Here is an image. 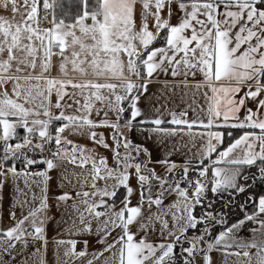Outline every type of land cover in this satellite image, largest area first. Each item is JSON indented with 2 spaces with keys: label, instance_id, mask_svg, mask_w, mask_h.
I'll return each instance as SVG.
<instances>
[{
  "label": "snow or ice",
  "instance_id": "obj_1",
  "mask_svg": "<svg viewBox=\"0 0 264 264\" xmlns=\"http://www.w3.org/2000/svg\"><path fill=\"white\" fill-rule=\"evenodd\" d=\"M0 2L4 8L8 7L9 0ZM67 2L68 7L65 8L64 0H42L41 15V0H31V3L24 0L26 14L22 20L10 21L7 17L0 16V142L3 145L0 155V176L6 179L11 173L13 178L21 174L27 177L29 175L27 171H17L15 161L23 158L26 165L36 164L37 160L29 156L28 151L43 153L45 146L53 142L56 150L52 153V158H41L48 169L56 167V158L62 154V140L72 145L71 149L63 151H71L72 161L75 163L77 159L75 154L78 151L82 152V148L62 135L65 130L70 125L76 126L73 128L74 131H79L85 124L91 127L108 126L114 129L112 135L116 142V148L113 150L114 165L109 167L106 156H101L97 160L81 155L79 159L82 165L89 162L92 164V186L95 191L84 192L83 196L91 195L100 199L90 204L86 199L83 203L87 205L85 212L89 216L105 218L99 228L104 233L101 242H106L112 229H120V233L107 243L105 248V251L113 250L119 245L117 264H175L176 243L181 238L188 240L189 229H195L200 223L204 224L203 232L192 236L188 240V247H182L183 253H187L183 256V264H196L194 257L198 252L205 254L206 264H211V256L207 253L218 246L222 247V250L233 246L244 249L235 254L246 257V264H264V195L258 197V203L251 213L245 212L243 219L231 225H227L223 214L217 216L211 211L196 214L197 205L204 204L209 191L244 192L246 185L239 183L241 177L248 179L242 171L244 166L256 165L259 161V178L264 180V118H260V109H264V98H259L264 93V0H139L143 21L139 30H135L137 0H67ZM11 3L13 13L19 12L17 0H11ZM57 8L62 13L59 17L56 16ZM165 10L167 18L162 15ZM174 12L180 18L173 24L170 21ZM149 16L154 19L155 32L149 29ZM89 20L91 23H88ZM42 21H47L50 26H42ZM161 32L164 33L163 46H152ZM37 41L39 43H36ZM54 49H57L62 57L59 68L65 78L46 75L52 66V57L57 54ZM69 49L70 54H66ZM17 50H21L23 55H17ZM122 53L127 54L126 64L121 58ZM89 54L91 59L88 58ZM38 61L39 72L36 71ZM69 63L73 72H78L84 77L89 76L91 69V74L96 77L110 76L121 82L100 83L91 78L75 80L69 77ZM125 68L128 71L127 75ZM169 69L173 76L181 74L195 76L197 72L202 73L204 81L211 87L212 92L217 94L213 97L214 105H209L206 122L177 118L173 113L171 123L187 125L189 128L200 124L212 129L219 123L229 124L230 119H235L237 123L233 124V127L259 129V132L244 131L239 138L219 151V146L224 143V133L209 130L202 156L211 160V176L209 166H203L197 170L196 178H190L188 166L185 164L182 166V176L161 177L155 173V169L147 168L143 162H136L128 150L131 142L124 137L121 128L131 127L133 121L142 116V111L137 106L140 99L139 91L147 90L146 84L137 83L132 77H140L144 72L147 78L157 70L167 72ZM9 84L12 85L11 93L7 87ZM68 86L79 89L81 95L85 89L89 90L87 101L77 109L78 112H84V115H66L63 110L58 115L53 113V107L61 109L65 107L61 101L67 95ZM244 86L247 87V91L243 97L236 100L235 94ZM117 88L123 89V94L116 93L114 103L111 97L103 96L100 92L101 89L114 92ZM54 90L57 99L53 105L51 95ZM38 97L43 98L39 107L25 106L29 103L34 104ZM249 97L257 102L258 107L255 111L247 108V115L240 120L237 113ZM93 98L97 101L108 100L109 108L116 113L117 121L112 122L107 118L92 120L90 113L94 106ZM221 99L225 101L223 108ZM125 100L129 102L130 117L122 126L119 120L125 111ZM74 102L80 104L78 100ZM181 115L186 116L187 113ZM53 121L64 123L55 127L53 131L51 130ZM141 122H151L155 125L163 123L159 118ZM18 128L24 130L23 135L18 134ZM156 130L169 131L159 128ZM171 131L174 132L176 129ZM91 137L105 148L110 147L103 133L97 134L93 131ZM13 139H17V142L12 143ZM121 146L125 149L123 154L120 152ZM133 147L137 155L140 151L147 153V149H142L139 145ZM213 153H216L215 159ZM162 163L169 165L168 172L177 167L175 162ZM199 163L203 165V159ZM221 163L233 167H220ZM130 169L135 170L138 182L140 199L136 205H132V196L137 189L130 183L133 175ZM32 175L47 177V172ZM153 179L158 181L155 195ZM97 180H104V186L97 187ZM108 180H112L113 183L109 185ZM181 181L186 186L182 187ZM2 187L0 184V188ZM121 187L124 189L123 198L119 201L122 207L117 209L116 197ZM173 192L176 193L177 199L167 206L173 220V227L169 228V220L166 218L169 213L162 215L157 211L153 214L151 209L153 204L159 208L165 195ZM68 196L69 194L65 193L59 199L64 200ZM33 197L35 198V194ZM104 197L112 198L111 202ZM252 199L255 201L256 198ZM46 200L47 196H44L40 208L46 207L44 203ZM145 201L149 210L147 215L143 212ZM240 207L244 208L245 205L241 204ZM39 210H30L28 215L17 220L14 226L0 228V245L4 246L2 249L4 253L11 254L16 248V242L26 246L29 242L26 237L29 235L42 238L40 234L43 228L35 226L39 221L33 219L31 232L24 228L25 221H28L29 217H36ZM11 216L16 219L15 212H12ZM213 221L224 225L223 230L215 236L212 235L210 227ZM245 221H254L259 227L252 229L254 236L251 240L236 243L234 230ZM157 222L162 226L161 235L165 229L168 230L171 242H161L158 245L148 242L147 232L155 228ZM81 223H84L83 213ZM133 227H137L144 236L137 239V232L132 231ZM84 230L91 231V224H85ZM257 233L260 239L255 238ZM68 243L72 248L66 255L74 252L77 242L71 240ZM87 243L84 241L85 246ZM251 249H255V252L250 251ZM102 254L94 253L93 259ZM76 255L85 256L86 249ZM0 264H4L2 258ZM87 264H92V260Z\"/></svg>",
  "mask_w": 264,
  "mask_h": 264
},
{
  "label": "crops",
  "instance_id": "obj_2",
  "mask_svg": "<svg viewBox=\"0 0 264 264\" xmlns=\"http://www.w3.org/2000/svg\"><path fill=\"white\" fill-rule=\"evenodd\" d=\"M29 3H31V0H29ZM12 7L11 0H9L7 8H4L2 2H0V16H5L10 21L22 20L23 16L26 14L24 0H17V7L20 9L19 12L13 13ZM173 7L175 8V5H173ZM154 10L155 9H153V11ZM162 15L167 18V11L165 10ZM179 18L180 17L174 12L170 22L173 24L177 23ZM88 23H91V21L89 20ZM142 23L141 4L139 0H137L135 30H139ZM148 24L149 29L155 32V22L151 16L148 17ZM42 26L47 27V25L44 24H42ZM77 34L79 35L80 33L78 32ZM163 35L164 33L161 32V35L153 42L152 46H163ZM24 43L29 42L24 41ZM36 43H39V41ZM77 50H79V46H77ZM54 51L57 52V54L52 57V66L46 75L56 78H65L59 68V62L62 57L58 54L57 49H54ZM70 51L71 50L69 49L66 54H70ZM17 55L22 56V51L17 50ZM88 58L91 59L90 54ZM121 58L126 64L128 59L127 54L122 53ZM68 70L69 77L78 81L91 78L100 83L111 82L119 84L121 82L119 79L110 76L96 77L91 74V69H89V76L84 77L80 73L72 71L71 63L68 65ZM30 71L31 70L29 69V72ZM36 71H40L39 61ZM24 74L25 73H21V75ZM125 74H128L127 68H125ZM145 76L146 74L142 72L140 77H132L137 83L146 84L147 90L145 91L141 89L139 91L140 99L137 102V106L142 111V116L137 117L136 120L133 121L131 127H122L121 131L123 132L124 137L131 142L128 150L135 151L133 146L136 145H139L142 149H147V153L141 151L144 152L148 158L146 167L149 169H155L157 175H160L158 173H161L164 174V176L169 177L171 174L183 170L182 166L185 164H187L188 169L193 166H200L201 164L199 161L201 159H203L204 164L207 163L206 165L209 166L211 172V160L202 156L204 145L207 142V132L209 130L221 131L224 133V143L219 146L218 151L223 149L229 130L246 129L247 131L259 132V129L233 127L232 125L237 123L235 119H230L229 124L219 123L212 129H208L200 124L193 125L191 128L187 125L173 124L171 123L173 113L176 114L177 118H183L189 121L204 120L206 122L208 119L209 105H214L213 97L217 94L212 92L211 87H209L207 82L204 81V76L200 72H197L195 76H185L182 74L173 76L171 69H169L167 72L157 70L151 77L145 78ZM21 83L24 82L21 81ZM7 87L9 93H11L12 85L9 84ZM246 91L247 87H242L241 91L235 94V99L239 100L244 96ZM73 92H75L74 98ZM100 92L103 96L111 97L112 103H114L115 94H123V89L117 88L114 92H109L107 89H101ZM88 95V89H85L83 95H81L79 89H73L71 86H68L67 95L64 97V100L61 101L65 107L63 109L53 107L52 111L57 115L61 110H63L66 115H84V112H78L77 109L87 101ZM259 98H264V93H262ZM42 99V97H38L34 104L29 103L25 106L39 107ZM56 99L57 94L54 90L51 95L53 105L55 104ZM75 100L80 101V104H76L74 102ZM21 102H23V100H21ZM220 103L223 108L225 101L221 99ZM128 104L129 102L125 100L124 107L127 113L124 111L121 114L122 119L119 120V123L122 126L130 117ZM67 105H71V107H68ZM93 105V109L90 113V118L92 120L99 121L107 118L112 122L117 121L116 113L109 108L108 100L97 101L93 98ZM257 107L258 105L255 100L250 97L247 98L244 106L241 107L239 113H237L239 119L243 120L247 115V108H252L255 111ZM105 112H107V117H105ZM182 113H187V115L182 116ZM260 113V118H264V109H260ZM156 118L161 119L163 123L161 125H155L151 122H141L151 121ZM53 122L60 124L64 123V121ZM74 127L76 126L70 125L63 134L68 138L67 140H71L74 144L81 146L82 152L80 151V156H83L84 150L88 149L89 154L94 153L95 150L104 149L113 156V150L116 148V142L112 138L114 132L113 128L108 126L91 127L85 124L80 127L79 131H74ZM158 128L169 129V131H158L156 130ZM19 129L22 128H18V130ZM171 129H176V131L173 132ZM93 131L97 134L103 133L104 139L110 147L105 148L103 145L96 143L91 137V132ZM97 139H99V135L97 136ZM87 140L90 142L92 141L94 144L90 143L87 145ZM121 148L124 149L123 146H121L120 149ZM63 154L60 157L62 158L64 156V159H69L72 164H56L57 166L52 168V170L48 169L46 164L44 167L31 168L28 166L27 168H17L18 172L27 171L29 173L27 177L21 174L13 178L11 173L6 179L3 176H0V184L3 185V187L0 188V228L6 229L7 227L14 226L17 220L28 215V212L34 209L40 210L37 212L36 217H29V220L25 221L24 228L31 232L33 230V219L39 221L35 226L43 228V232L40 234L42 238L34 237L32 235L27 236L26 239L29 241L28 244L25 246L21 242H16V248L12 250L11 254L4 253L2 251L4 246L0 245V258H2L4 264H87L89 261V259L85 257L87 256V246H85L83 250L85 251L86 249L85 256L76 255V253H79L78 249L81 247V244H78V247L75 246L74 252L66 255L72 246L67 245V241L63 239L64 237L61 238V236L64 234H71L70 231L79 227L74 226L72 223L66 225L64 222L58 221L57 214L64 208V206L67 205V209L72 203H74L73 210L69 208L67 211L71 212L72 210V212L75 211L79 214L85 212L87 206L84 205L83 201L88 199L91 195L84 197L83 193H92L94 191L91 181L88 179L89 171H91L90 175L92 176V164L89 162L82 165L78 157L76 162L73 163L72 155L67 156V154ZM215 157L216 153H213V159H215ZM162 161H168L169 164L175 162L177 167L171 172H168L167 169L169 165L162 163ZM257 163H259V161H257ZM219 166L225 168L233 167L232 165L224 163H221ZM245 167L246 166L242 168V171H244ZM45 171L47 172V177L32 175V173ZM104 184V181L98 180L96 185L97 187H103ZM121 191L122 187L118 190L116 201L117 199L119 201L121 200ZM65 193L69 194L68 198L64 200L59 199V197L63 196ZM33 194H35V198L33 197ZM171 195L174 196L175 193L168 194L166 197H170ZM44 196H47V200L44 202L46 203V207L40 208ZM93 199L98 202L100 197H94ZM104 199L111 202L112 198L104 197ZM12 212H15L16 214L15 220L11 216ZM258 227L259 226L254 221H245L242 226L234 230L235 242L238 243L240 241L251 240L254 236L252 229ZM255 238L260 239L259 233L255 235ZM61 241H63V243H61ZM37 249H39V251H37ZM242 251H244V249L235 246L228 248L227 250H222V247L218 246L213 248L211 252L207 254L211 256V264H246V257L235 254ZM250 251L255 252V249H251ZM13 257H15V259H13ZM78 258H80V260H77ZM195 261L196 264H206L205 254L200 253L195 256Z\"/></svg>",
  "mask_w": 264,
  "mask_h": 264
},
{
  "label": "rangeland",
  "instance_id": "obj_3",
  "mask_svg": "<svg viewBox=\"0 0 264 264\" xmlns=\"http://www.w3.org/2000/svg\"><path fill=\"white\" fill-rule=\"evenodd\" d=\"M62 135L64 136V134H62ZM64 137H66V136H64ZM62 142H65V141L62 140ZM90 143L94 144L92 141L90 142L89 140H87V145H89ZM63 149H69V148H68V146L66 147V145L62 144V151H63ZM88 151H89V149L84 150L83 156H85V157H96L97 160H99V158L101 156H106L108 158L109 167H112L114 165V158H113V156H111V153H109L108 151H106L104 149L95 150L94 151L95 154L92 153L94 155L89 154ZM130 152L132 153L133 151H130ZM64 153L67 154V156L72 155V157H73V153L71 151H67ZM65 154H63V155H65ZM55 163L56 164H60V163L66 164L67 163V165H68L71 163V161L69 159H64V156H63L62 158L57 157ZM130 171H132V173H133L132 177L130 178V183L134 189H137V191L134 192L133 196H132V205H136L140 199L139 194H138V192H139L138 182H137V179L135 176V170L130 169ZM182 172H183V170L173 173L174 174L173 177H180L182 175L181 174ZM90 173H91V171L88 172V179L91 181V184H93V178L90 175ZM210 173L211 172L209 171V176H211ZM158 174H160L159 176L164 177V174H161V173H158ZM100 181H104V180H100ZM154 181H156V180H154ZM97 183H98V180L96 181V184ZM107 183L109 185H111L113 183V181L108 180ZM155 189H157V188L153 187V190H155ZM94 191H95V189H94ZM123 195H124V189L122 188V191L120 194L121 199L123 198ZM166 196L167 195H165V197L163 198V204L159 208H157V206L155 204H153L152 209H151L153 214L156 213L157 211H159L162 215H164L165 213H169L167 206L173 204L174 201L177 199V196H176V193L174 196H172V195L170 197H166ZM93 198H94L93 196H90L87 199L89 204L94 201ZM95 198H97V197H95ZM73 205H74V203L70 204L67 209H66L67 205L64 206V208L58 212V214H57L58 219L57 220L60 222H64V224H66V225L72 223L74 226H77L79 228L73 229L72 231H70L71 234H68V235L64 234L63 236H61V238L64 237L63 239L65 241H67V245H70L68 242L71 240H75L77 242L75 245L76 247H78V244H81V247L78 249L79 252L84 250V248H85L84 241H87L88 242L87 243V249L88 250H87V256H85V257L89 260H92V264H117L119 245H117L116 249H113V250L105 251V248H106V244L110 243L113 240V238H115L120 233V229L119 228L112 229L111 235L106 238V242H101V238L103 237L104 233H103V231H100L99 228L102 225L105 218L104 217L94 218V217L89 216L86 212H84L83 213L84 214V223H81V214L76 213L75 211L72 212ZM85 206H87V205H85ZM116 207H117V209L122 207V204H120L118 199H117ZM69 208L72 209L71 212L67 211ZM175 210L179 211L178 209H175ZM148 211L149 210H148L147 201H145L143 212L145 215H147ZM166 218L169 220V228H172L173 227V220H172L170 213L167 215ZM87 223L91 224V231L84 230L85 224H87ZM181 223H183V221H181ZM198 225H197V227H198ZM161 228H162V226L160 225L159 222H157L155 225V228L150 229L147 232L148 242H150L154 245H158L161 242H165V243L171 242L172 238L169 237L168 230L165 229L163 231V235H161ZM196 228L195 229H191V228L189 229V232L187 233L188 240H190L192 236L199 235L201 232H203V230H200L198 232H191L193 230H196ZM132 231L137 232V239H139L141 236H144V233L140 232L137 227H133ZM188 240L181 238V240L176 243V247L174 248L175 264H178V263L183 264V256H181V253H183L182 247H188L189 246ZM94 253H103V254L99 255V256H97V258L93 259ZM114 253H115V257H114ZM159 254H160V252L158 250L157 255H159ZM183 254H184V256L187 255V253H183ZM198 254H199V252L195 256H197ZM77 260H80V258H78ZM166 260H167V258H166Z\"/></svg>",
  "mask_w": 264,
  "mask_h": 264
},
{
  "label": "trees",
  "instance_id": "obj_4",
  "mask_svg": "<svg viewBox=\"0 0 264 264\" xmlns=\"http://www.w3.org/2000/svg\"><path fill=\"white\" fill-rule=\"evenodd\" d=\"M64 3H65V8H67L68 7L67 0H64ZM73 11H75V9H73ZM61 14H62L61 10L59 8H57L56 9V16L59 17ZM59 125H60V123L53 122L52 130L54 131V128L58 127ZM244 131H247V130L246 129L229 130V133H231V135H229V134L227 135L225 145L223 146V148L226 147L228 145V143L232 142L234 139L239 137ZM18 134L23 135L24 130L19 129ZM11 142L16 143L17 139H13ZM62 144L66 145V147L68 146L69 149H71V147H72V145H69L65 142H63ZM2 146H3L2 142H0V155H2ZM55 150H56V148L54 149V152H55ZM120 152L123 154L125 152V150L123 148H121ZM52 153H51L50 158H52ZM63 153L64 152L62 151V154ZM27 154L29 156H31L32 158L37 160V163L31 165V167H33V168L44 167L45 163L43 162V160L41 158V157H44V153H40V152L34 153L31 151H28ZM62 154H61V156H62ZM131 154L135 157L136 162L141 161L145 165H147L148 158L144 152L140 151L139 154L137 155V152L133 151V153H131ZM75 155H76V157L79 158L80 151H78ZM23 163H24L23 158L16 160L15 161L16 168H20V166ZM206 164L191 167L188 171V176L190 178H193V179L196 178L198 176L197 170L203 166H207ZM259 166H260V162L257 163L256 165L246 166L244 168L243 173H244V175H246L248 177V179L245 180L243 177H241L239 180V183L246 185L244 192H235L233 190V191H221L218 193H212L211 191H209L207 193V197L205 199L204 204L203 205H197L196 214L200 215L201 213L206 212V211H211L217 216H219L220 214H223L226 217L227 225H231L233 223H236L238 220L243 219L245 212L251 213L254 210L255 204L258 203V197L260 195H264V180H261L259 178V172H258ZM181 174L183 175V172ZM173 175L174 174H171L170 178L173 177ZM253 177H255V179H253ZM152 185H153V187H156L158 189V182L154 181V179L152 181ZM181 186L182 187L186 186L183 183V181H181ZM157 189L153 190V195L156 194ZM166 195H168V194H166ZM253 197L256 198L255 201L252 199ZM209 204L211 205V207H209ZM241 204L245 205V207L241 208L240 207ZM210 227L212 229V235L215 236L219 233V231L223 230L224 225L218 224L215 221H213L211 223ZM200 230H204V224L203 223H200L198 225V227L196 228V230H193L191 232H198ZM200 253H203V252H199V254ZM181 256H184V254L181 253ZM178 264H180V263H178Z\"/></svg>",
  "mask_w": 264,
  "mask_h": 264
},
{
  "label": "built area",
  "instance_id": "obj_5",
  "mask_svg": "<svg viewBox=\"0 0 264 264\" xmlns=\"http://www.w3.org/2000/svg\"><path fill=\"white\" fill-rule=\"evenodd\" d=\"M41 15H43V11H42V0H41ZM42 24L47 25V26H50L47 21H42ZM55 148H56V146H55L54 142L52 144H50V145H46L45 146V151L43 152L44 153V158H50L51 157V153L54 152V149ZM28 166L31 167V165H26L25 163H23L20 166V168H27ZM31 168H33V167H31Z\"/></svg>",
  "mask_w": 264,
  "mask_h": 264
}]
</instances>
